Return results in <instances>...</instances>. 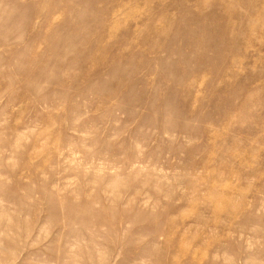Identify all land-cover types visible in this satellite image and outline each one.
<instances>
[{
	"label": "rangeland",
	"instance_id": "1",
	"mask_svg": "<svg viewBox=\"0 0 264 264\" xmlns=\"http://www.w3.org/2000/svg\"><path fill=\"white\" fill-rule=\"evenodd\" d=\"M0 264H264V0H0Z\"/></svg>",
	"mask_w": 264,
	"mask_h": 264
},
{
	"label": "bare ground",
	"instance_id": "2",
	"mask_svg": "<svg viewBox=\"0 0 264 264\" xmlns=\"http://www.w3.org/2000/svg\"><path fill=\"white\" fill-rule=\"evenodd\" d=\"M69 9H70V8H69ZM69 9H68V10H69ZM63 22H64V21H63ZM63 22L60 23V24L63 25ZM51 24H52V23H51ZM64 25H65V24H64ZM64 25H63V26H64ZM72 25H74V24H72ZM53 26H54V25H53ZM57 26H58V25H57ZM57 26H56V27H57ZM60 27H61V26H60ZM60 27H58V28L60 29ZM52 28H55V27H52ZM62 28H63V27H62ZM62 28H61V29H62ZM65 28H66V27H65ZM65 28H63V29H65ZM69 28H70V26H69ZM74 28H75V26H74ZM61 29H60V30H61ZM57 30H58V29H57ZM73 30H74V29H73ZM63 31H64V30H63ZM71 31H72V30H70V32H71ZM57 32H58V31H56V34H57ZM66 33H67V32H66ZM68 33H69V32H68ZM68 33H67V34H68ZM73 33H74V31H73ZM75 33H76V32H75ZM75 33H74V34H75ZM64 34H65V33H64ZM70 34H71V33H70ZM54 35H55V34H54ZM58 35H59V34H58ZM60 35H61V34H60ZM59 37H60V36H59ZM64 37H65V36H64ZM67 37H68V36H67ZM73 37H74V36H73ZM69 39H70V38H69ZM54 40H55V39H54ZM56 41H57V40H56ZM68 41H70V40H68ZM72 41H73V40H72ZM72 41H71V42H72ZM74 41H75V40H74ZM62 43H65V42H62ZM66 50H67V49H66ZM56 52H57V51H56ZM53 53H54V52H53ZM56 54H57V53H56ZM120 54H121V53H120ZM120 54H119V55H120ZM54 55H55V53H54ZM169 57H170V56H169ZM118 59H119V58H118ZM181 99H182V98H181ZM183 99H184V98H183ZM183 99H182V100H183ZM184 101H185V100H184ZM166 110H167V109H166Z\"/></svg>",
	"mask_w": 264,
	"mask_h": 264
}]
</instances>
